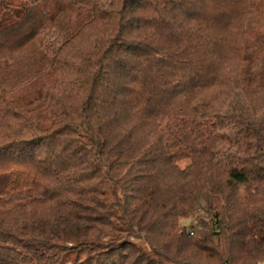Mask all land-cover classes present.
Returning <instances> with one entry per match:
<instances>
[{
	"label": "trees",
	"instance_id": "trees-1",
	"mask_svg": "<svg viewBox=\"0 0 264 264\" xmlns=\"http://www.w3.org/2000/svg\"><path fill=\"white\" fill-rule=\"evenodd\" d=\"M262 256L264 0H0V264Z\"/></svg>",
	"mask_w": 264,
	"mask_h": 264
},
{
	"label": "rangeland",
	"instance_id": "rangeland-1",
	"mask_svg": "<svg viewBox=\"0 0 264 264\" xmlns=\"http://www.w3.org/2000/svg\"><path fill=\"white\" fill-rule=\"evenodd\" d=\"M101 1H102L103 5L107 6V5L109 4V1H110V0H101ZM181 223H182V225H183L184 227H186L187 229L192 230V227H193V220H192L191 218L183 219V220L181 221ZM195 231H196V230H194V232H195ZM262 258L264 259V256H262Z\"/></svg>",
	"mask_w": 264,
	"mask_h": 264
},
{
	"label": "built area",
	"instance_id": "built-area-1",
	"mask_svg": "<svg viewBox=\"0 0 264 264\" xmlns=\"http://www.w3.org/2000/svg\"><path fill=\"white\" fill-rule=\"evenodd\" d=\"M194 230H195V229H193V228H192V230H190V232H191V235H193V233H194Z\"/></svg>",
	"mask_w": 264,
	"mask_h": 264
}]
</instances>
